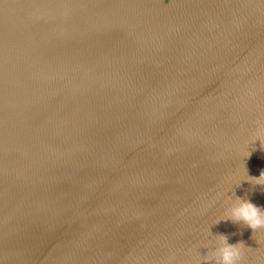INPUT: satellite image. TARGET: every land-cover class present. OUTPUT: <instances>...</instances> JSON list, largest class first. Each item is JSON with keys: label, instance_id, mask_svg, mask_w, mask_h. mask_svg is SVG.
<instances>
[{"label": "water", "instance_id": "water-1", "mask_svg": "<svg viewBox=\"0 0 264 264\" xmlns=\"http://www.w3.org/2000/svg\"><path fill=\"white\" fill-rule=\"evenodd\" d=\"M25 1L0 0V264H208L221 233L264 264V229L216 223L264 207V0H106L61 62L69 0L45 49Z\"/></svg>", "mask_w": 264, "mask_h": 264}, {"label": "clouds", "instance_id": "clouds-1", "mask_svg": "<svg viewBox=\"0 0 264 264\" xmlns=\"http://www.w3.org/2000/svg\"><path fill=\"white\" fill-rule=\"evenodd\" d=\"M259 140L261 147H264V134H257L253 139V143ZM251 156V152L247 153V157ZM246 172L248 170L245 166ZM250 183L254 182L255 185L264 186V169H261L258 177L248 174V180ZM232 206L226 210L224 217L217 220L219 223L221 220H231L234 223H241L250 227L253 230V234L257 230L264 229V207L257 206L250 200L236 196ZM211 232V230H210ZM229 237L227 234H216L217 246L214 249H210L202 259L208 264H240L244 259L245 243L243 241L237 243H229Z\"/></svg>", "mask_w": 264, "mask_h": 264}, {"label": "rangeland", "instance_id": "rangeland-1", "mask_svg": "<svg viewBox=\"0 0 264 264\" xmlns=\"http://www.w3.org/2000/svg\"><path fill=\"white\" fill-rule=\"evenodd\" d=\"M105 1L106 0H69L68 12L63 28V39L59 49L56 48L57 56L60 54L59 62H61L62 57L65 58V55H67L66 53L70 49L66 40L72 41V39H77V43H79V37L86 33L85 31L88 29V26L91 29L93 28L95 22L94 16L97 15L98 11L102 10ZM55 3H57V11L55 13L53 25L56 28L59 26L61 20V11L59 9V2L56 0Z\"/></svg>", "mask_w": 264, "mask_h": 264}, {"label": "bare ground", "instance_id": "bare-ground-1", "mask_svg": "<svg viewBox=\"0 0 264 264\" xmlns=\"http://www.w3.org/2000/svg\"><path fill=\"white\" fill-rule=\"evenodd\" d=\"M18 1H21L23 3L24 0H18ZM47 1L48 0H26L25 1V4H26V2H27V4H29V8H30L29 10H31V12H32V13L30 12L31 15L32 16L33 15L36 16L35 19H37V21H38L37 24L39 25L40 28L42 27L41 32H40V33L43 34V36L40 37V41H41V47L40 48H42V49L46 48L47 44H46L45 40L47 42H49V40H50V38H49V34H50L49 28L50 27L48 28V25H49L50 22H49V20L47 19L46 15H45L46 14ZM9 5H8L9 8L10 7L12 8V5L11 4H9ZM35 30H37V29H35ZM94 32H96V31L94 30V31H92L90 33H94ZM37 37L39 38L38 35H37ZM74 41H75V39H74ZM45 52L46 51L43 50V55L45 54ZM9 113L10 114L7 115L6 119L2 122V124H0V130L5 129L8 126V124L10 123L12 115L15 116L14 127H15V130H16V127H17L16 113H15L14 110L9 111ZM17 115H18V113H17ZM15 130H12V134L13 135L15 133Z\"/></svg>", "mask_w": 264, "mask_h": 264}]
</instances>
